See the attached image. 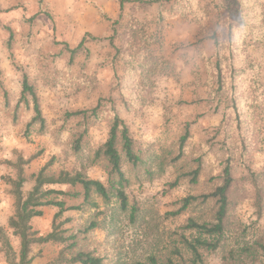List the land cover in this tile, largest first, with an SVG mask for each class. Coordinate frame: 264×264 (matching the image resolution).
<instances>
[{
  "label": "rangeland",
  "instance_id": "374dc122",
  "mask_svg": "<svg viewBox=\"0 0 264 264\" xmlns=\"http://www.w3.org/2000/svg\"><path fill=\"white\" fill-rule=\"evenodd\" d=\"M120 1H124L122 11ZM152 1L0 0V177L14 176V170L6 162H15L17 154L25 159L39 154L25 167L28 182L23 187L24 194L33 186L31 175L49 161L52 172L78 169L104 144L107 113L102 122L90 128L80 157L75 155L70 150L69 132L61 127L66 112L92 108L99 99L113 102L136 146L150 152L171 148L182 135L184 124L193 123L184 159L177 168H166L163 175L151 182L142 172L139 179H131L126 194L130 204L139 208L134 223L129 222L128 214H121L115 208L109 211L103 205L100 211L83 210L65 215L72 218V224L67 227L74 232L84 230L91 222L97 224L88 237V245L104 258V264H150V257L158 264L168 258L180 264L181 257L173 250L179 248L180 234L190 238L183 226L190 219L198 223L209 220L211 214L209 207L198 203L178 215L173 213L180 209L182 199L211 190L208 180L219 175L229 154L233 155L237 180L233 196L237 203L230 218L247 228L245 236L235 230L230 242L264 237V212L257 220L253 188L241 180L248 174V168L253 172L264 170V0H197L200 14L192 5L179 11ZM242 15L244 19L235 26V17ZM117 19L119 24L114 28L112 21ZM8 29L13 32V65L6 51ZM138 34L147 38L146 46L135 44L134 37ZM214 37L225 62L222 73L226 77L241 73L236 77L241 84L237 94L228 88L217 89ZM82 39L86 50L69 65L68 54L62 48L73 49ZM115 48L127 58H117ZM138 49L143 50L152 64L143 82L131 79L127 72L129 57ZM20 68L36 86L48 125L43 136H33L30 141L23 137L30 110L24 109L17 123L12 120L21 90ZM154 71L159 73L153 74ZM4 97L9 100L10 110L4 105ZM123 99L133 101L129 110L121 104ZM235 106L245 114L243 119H248L246 151L237 145L226 151L221 148L225 124L222 119L227 116L231 121ZM197 158L202 159L203 166L199 184L194 186L188 180H180L177 187L168 188L177 178V170H193ZM85 166L88 178L106 181L99 167ZM8 191L9 187L0 179V225L18 251L19 241L7 227L13 215ZM55 212L53 208H44L43 216L32 221L33 229L46 235ZM58 251L52 245L33 246L32 264H47ZM181 253L186 259L187 254L182 250ZM222 255V251L204 253L202 264H222Z\"/></svg>",
  "mask_w": 264,
  "mask_h": 264
},
{
  "label": "trees",
  "instance_id": "16d2710c",
  "mask_svg": "<svg viewBox=\"0 0 264 264\" xmlns=\"http://www.w3.org/2000/svg\"><path fill=\"white\" fill-rule=\"evenodd\" d=\"M153 3H163L173 6L179 11L192 7L200 14L201 9L196 6L197 0H153ZM124 1H120L119 10L122 11ZM187 4L189 6H187ZM119 17L121 15L118 14ZM244 15L235 17L234 25H239V20ZM119 24V19L112 21L114 28ZM229 25V24H228ZM234 27L233 23L229 26ZM9 38L6 42V51L12 65L14 56L12 53L13 32L8 29ZM116 30L114 29V34ZM138 34L134 37L138 46L147 45V38ZM217 49L216 54V78L215 84L218 91L230 89L232 94H237L241 84L237 82L241 73L226 77L222 73L225 62L221 60L219 44L216 38H212ZM85 40L82 39L78 45L71 49L68 46L62 48V52L68 54V64L71 65L80 53H83ZM116 57L127 58L119 49L115 48ZM129 57V56H128ZM222 61V62H221ZM224 62V63H223ZM155 65V64H154ZM149 58L145 57L142 49H138L133 57L127 62V72L131 79L143 82L152 70ZM21 90L18 101L12 110L13 123L18 122L19 116L24 109L30 110L31 116L24 126L23 137L30 141L31 137L43 136L47 132V122L41 110L40 98L36 86L29 75L20 68ZM153 74L159 72L154 71ZM221 93V92H220ZM133 97H131L132 99ZM4 105L10 110V103L4 97ZM99 99L97 104L89 109L66 112L62 117V128H67L70 137V150L80 157L88 139L89 130L95 124L103 121L108 114L107 138L102 146L92 152L86 158L87 166L99 167L106 176V181L101 182L90 179L85 174L86 164H80L78 169L60 170L57 173L50 171L52 161L44 165L36 174L31 175L33 186L27 193H23V187L28 182L25 175V167L30 164L39 154L25 159L17 154L15 162H6L15 174L14 176L0 177L2 183L9 187L8 194L12 199L13 215L8 219L7 227L11 235L18 239L19 249L15 251L11 240L3 226L0 225V254L3 255L5 264H32L31 250L33 246L52 245L59 248L56 257L47 264H104L95 249L88 245L90 233L97 228V224L91 222L84 230L74 232L71 227L73 220L65 217L70 212H82L83 210L100 211L103 205L109 211L114 208L121 214H128L129 222L134 223L139 212L138 206L130 204L126 190L132 183V178L138 179L143 175L151 182L156 177L164 174L168 167L177 168L183 161L185 149L190 139L191 123H185L182 135L173 142L171 148H160L157 152H150L136 146L131 136L128 125L119 115L116 105L112 102L106 103ZM133 101L123 99L121 104L129 110ZM245 114L235 106L234 118L230 121L227 116L222 119L224 139L221 148L226 151L237 145L241 150L248 149L249 138L246 137ZM249 114L247 115V118ZM233 155H227L222 163L220 173L217 177L208 181L211 190L198 197L189 196L180 201V209L173 213L178 215L194 203L209 207L211 218L198 223L192 219L188 220L182 230L190 233V238L184 234L178 236L179 248L173 251L180 259V264H202L204 253L223 252L222 264H264V237L257 236L253 240L234 239L230 236L236 232L247 233V228L241 223H235L230 218V212L237 203L233 198L236 192V178L234 176ZM248 174L241 180L250 184L254 191V213L257 220L261 219L264 212V170L253 172L249 168ZM178 171L177 178L168 188L178 186L180 180H188L191 185L197 186L201 177L203 166L202 159L194 160V169L183 172ZM140 172L142 175L139 176ZM44 208H53L50 231L46 235H40L33 229L31 222L34 218L43 216ZM99 213V212H97ZM101 213V212H100ZM182 252L187 254L184 259ZM150 264H158L153 257L148 259ZM163 264H177L168 258Z\"/></svg>",
  "mask_w": 264,
  "mask_h": 264
},
{
  "label": "crops",
  "instance_id": "0c3cea01",
  "mask_svg": "<svg viewBox=\"0 0 264 264\" xmlns=\"http://www.w3.org/2000/svg\"><path fill=\"white\" fill-rule=\"evenodd\" d=\"M34 219H35V218H34ZM34 219H33V220H34ZM33 220H32V221H33ZM31 223H32V222H31ZM31 225H32V224H31ZM1 226H2V225H1ZM0 264H5V262H4V258L1 259V254H0Z\"/></svg>",
  "mask_w": 264,
  "mask_h": 264
}]
</instances>
